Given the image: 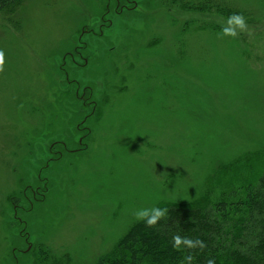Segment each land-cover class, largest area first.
<instances>
[{"label":"rangeland","instance_id":"1","mask_svg":"<svg viewBox=\"0 0 264 264\" xmlns=\"http://www.w3.org/2000/svg\"><path fill=\"white\" fill-rule=\"evenodd\" d=\"M16 5L0 14V264H95L135 210L258 182L264 0ZM233 13L251 34L222 35Z\"/></svg>","mask_w":264,"mask_h":264},{"label":"trees","instance_id":"2","mask_svg":"<svg viewBox=\"0 0 264 264\" xmlns=\"http://www.w3.org/2000/svg\"><path fill=\"white\" fill-rule=\"evenodd\" d=\"M17 1L0 0V14L11 13ZM77 99L83 102L80 95ZM231 195L211 206L205 197L184 204L160 202L156 207L168 209L164 219L151 228L138 220L95 264H180L189 253L192 264H205L209 258L215 264H264V172L247 187L245 197ZM175 234L200 239L207 247L174 250Z\"/></svg>","mask_w":264,"mask_h":264},{"label":"clouds","instance_id":"3","mask_svg":"<svg viewBox=\"0 0 264 264\" xmlns=\"http://www.w3.org/2000/svg\"><path fill=\"white\" fill-rule=\"evenodd\" d=\"M240 33L251 34V29H249L246 18L243 14L233 13L227 18L226 26L222 27V35L236 38ZM4 65L5 54L3 50H0V72H3ZM167 212L168 209L166 208L151 207L135 210L133 215L137 220L143 221L147 227L151 228L156 226L160 220L164 219ZM171 246L174 250H180L181 247L193 250L199 248L203 250L207 247L204 241L200 239H193L186 236L182 237L179 234L172 236ZM193 259V255L189 253L184 257L180 264H192ZM205 264H215V260L209 258L206 260Z\"/></svg>","mask_w":264,"mask_h":264},{"label":"flooded vegetation","instance_id":"4","mask_svg":"<svg viewBox=\"0 0 264 264\" xmlns=\"http://www.w3.org/2000/svg\"><path fill=\"white\" fill-rule=\"evenodd\" d=\"M128 1H129V0H128ZM127 6H128V5H126L125 8H127ZM76 53H77L79 56H82V54H81L80 52H78V49H76ZM82 57H83V56H82ZM83 59L86 60V62H87V58H85V56H84ZM82 100L84 101L83 98H82ZM85 106H87L86 103H85L84 107H85ZM89 131H90V130H89Z\"/></svg>","mask_w":264,"mask_h":264}]
</instances>
